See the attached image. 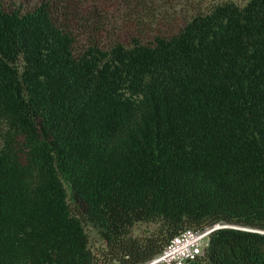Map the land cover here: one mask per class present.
<instances>
[{"label": "trees", "instance_id": "trees-1", "mask_svg": "<svg viewBox=\"0 0 264 264\" xmlns=\"http://www.w3.org/2000/svg\"><path fill=\"white\" fill-rule=\"evenodd\" d=\"M124 1L128 41L97 0H0V264H143L184 229L264 231V0L198 2L172 30ZM185 264H264V233L217 228Z\"/></svg>", "mask_w": 264, "mask_h": 264}, {"label": "rangeland", "instance_id": "rangeland-1", "mask_svg": "<svg viewBox=\"0 0 264 264\" xmlns=\"http://www.w3.org/2000/svg\"><path fill=\"white\" fill-rule=\"evenodd\" d=\"M6 4L10 3H22L23 7L29 8L38 2V0H4ZM94 0H83L81 10L90 11L92 10V2ZM153 1V4L152 2ZM214 0H146L140 7V10L143 14L153 12L156 14V23L153 24L150 21L146 20L148 27L158 28L159 30L176 29L182 25V19L188 13V10L191 9L192 4L202 2L203 4H208ZM97 11L98 15L106 18V21L109 23L107 25L108 29H111L112 36L115 35L116 38L122 41H128L130 36L134 31V23L129 21L130 17H134V11L129 10V7L126 5L124 0H97ZM106 15V17H105ZM162 15H165L166 18H162ZM146 19V18H144ZM167 19L170 21L167 22ZM173 26V27H172ZM154 33V32H153ZM152 34L147 32V35L144 37V41L151 40ZM155 228V225L145 224V223H136L132 227V234L134 236H144L152 232ZM86 232L90 239V244L94 251L99 252L103 247L102 241L99 236L96 234L92 227H86Z\"/></svg>", "mask_w": 264, "mask_h": 264}, {"label": "built area", "instance_id": "built-area-1", "mask_svg": "<svg viewBox=\"0 0 264 264\" xmlns=\"http://www.w3.org/2000/svg\"><path fill=\"white\" fill-rule=\"evenodd\" d=\"M217 225L184 229L173 236L153 258L143 264H185L205 255L210 234Z\"/></svg>", "mask_w": 264, "mask_h": 264}, {"label": "water", "instance_id": "water-1", "mask_svg": "<svg viewBox=\"0 0 264 264\" xmlns=\"http://www.w3.org/2000/svg\"><path fill=\"white\" fill-rule=\"evenodd\" d=\"M217 228H237L240 230H245V231H254V232H260V233H264V231H260L257 229H251V228H247V227H240V226H235V225H230V224H222V225H217Z\"/></svg>", "mask_w": 264, "mask_h": 264}]
</instances>
